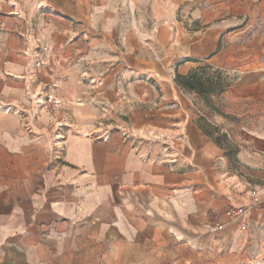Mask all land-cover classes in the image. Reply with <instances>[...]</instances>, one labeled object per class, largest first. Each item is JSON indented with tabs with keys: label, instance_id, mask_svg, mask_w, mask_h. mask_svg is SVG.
<instances>
[{
	"label": "crops",
	"instance_id": "1",
	"mask_svg": "<svg viewBox=\"0 0 264 264\" xmlns=\"http://www.w3.org/2000/svg\"><path fill=\"white\" fill-rule=\"evenodd\" d=\"M95 1L0 0V264H195L201 249L221 257L218 264H253L251 193L263 207L264 181L252 168L264 161V133L243 135L254 151L250 169L226 173L225 157L219 163V148L197 125V96L170 82L151 91L154 109L138 131L101 134L88 128L101 123L73 121L56 148L50 108L36 103L28 78L37 38L66 63L57 68L63 89L45 96L75 94L82 62L106 61V77L129 75L123 51L98 52L112 45L84 20ZM208 24L201 31L215 32L167 71L172 78L218 50L224 26ZM237 84L247 86L244 78ZM231 208L249 211L245 231L225 217ZM214 222L225 225L222 240L208 234Z\"/></svg>",
	"mask_w": 264,
	"mask_h": 264
},
{
	"label": "rangeland",
	"instance_id": "2",
	"mask_svg": "<svg viewBox=\"0 0 264 264\" xmlns=\"http://www.w3.org/2000/svg\"><path fill=\"white\" fill-rule=\"evenodd\" d=\"M84 20L97 27L100 39L112 45L108 50L98 48L99 54L115 57L123 51L128 55L124 64L129 75L121 79L117 72L106 77V61L82 62L75 94L62 100L45 96V89H63L62 84H57L61 80L57 68L66 63L60 60L56 48L38 37L27 76L35 85L36 96L45 98L44 104L50 108V134L55 145L61 141L63 130H75L73 123L78 121L103 124L88 126L101 134L103 128L138 131L141 119L150 114L148 108L154 109L151 91L159 92L170 82L177 86L178 74L172 78L173 74L168 75L167 71L174 69L190 48L199 46L215 32L210 30L205 35L201 31L203 22H208L203 28L223 25L225 33L215 54L207 61H193L191 72L202 78L220 73L232 89L216 97L197 96L193 101L195 119L203 134L219 148V163L220 157H225L226 173L241 174V169H250L246 159L254 161V151L243 135L264 133V0H96ZM113 63L115 69H121L119 60ZM243 78L246 87L237 84L241 80L243 83ZM108 122L114 125L107 127ZM252 170L260 173L264 181L261 168ZM257 179L253 175V181ZM256 207L253 264H264V206ZM207 251L198 252L195 264L213 260L220 263L221 257L208 255Z\"/></svg>",
	"mask_w": 264,
	"mask_h": 264
},
{
	"label": "trees",
	"instance_id": "3",
	"mask_svg": "<svg viewBox=\"0 0 264 264\" xmlns=\"http://www.w3.org/2000/svg\"><path fill=\"white\" fill-rule=\"evenodd\" d=\"M214 77L202 78L195 72H190L186 76L177 75L175 82L182 90L193 93L198 97H216L224 94L230 83L223 81L220 78V73H217Z\"/></svg>",
	"mask_w": 264,
	"mask_h": 264
},
{
	"label": "built area",
	"instance_id": "4",
	"mask_svg": "<svg viewBox=\"0 0 264 264\" xmlns=\"http://www.w3.org/2000/svg\"><path fill=\"white\" fill-rule=\"evenodd\" d=\"M40 64H37L36 66H39ZM49 102V101H48ZM50 103V102H49ZM60 139V138H59ZM62 141V139H61ZM56 148H58V145H56ZM261 169L264 173V161L261 163ZM251 196L255 199L254 203L255 206H261L262 202L259 201L256 196H255V192L251 193ZM225 217L231 221V222H235L239 225V229L242 231H245L248 227V220H249V211L247 209L244 208H231L229 210H227L225 212ZM225 225L221 222H214L209 230H208V234L209 236L222 240L221 235L224 231Z\"/></svg>",
	"mask_w": 264,
	"mask_h": 264
},
{
	"label": "bare ground",
	"instance_id": "5",
	"mask_svg": "<svg viewBox=\"0 0 264 264\" xmlns=\"http://www.w3.org/2000/svg\"><path fill=\"white\" fill-rule=\"evenodd\" d=\"M56 101V100H55ZM58 102V101H57ZM36 103L37 104H44V101L42 100V99H36ZM150 133H153V131H149ZM144 133V132H143ZM162 133V132H161ZM59 135V134H58ZM166 135V134H165ZM170 135V134H169ZM60 136V135H59ZM173 137V136H172ZM59 138V137H58ZM178 236V238L177 239H180V240H182V237L180 236V235H177Z\"/></svg>",
	"mask_w": 264,
	"mask_h": 264
}]
</instances>
